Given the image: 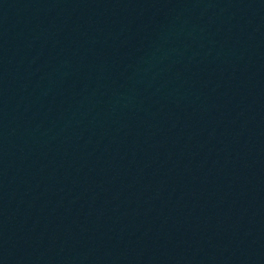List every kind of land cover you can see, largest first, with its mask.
Masks as SVG:
<instances>
[{
	"label": "water",
	"instance_id": "water-1",
	"mask_svg": "<svg viewBox=\"0 0 264 264\" xmlns=\"http://www.w3.org/2000/svg\"><path fill=\"white\" fill-rule=\"evenodd\" d=\"M42 0H0V35Z\"/></svg>",
	"mask_w": 264,
	"mask_h": 264
}]
</instances>
